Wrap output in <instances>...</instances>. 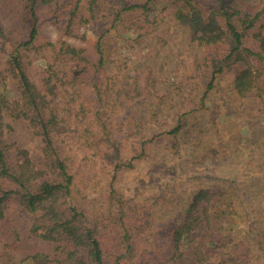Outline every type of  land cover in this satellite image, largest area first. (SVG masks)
I'll use <instances>...</instances> for the list:
<instances>
[{
  "label": "trees",
  "instance_id": "trees-1",
  "mask_svg": "<svg viewBox=\"0 0 264 264\" xmlns=\"http://www.w3.org/2000/svg\"><path fill=\"white\" fill-rule=\"evenodd\" d=\"M163 12L198 52L200 90L177 69L100 90L119 27L138 15L164 42ZM0 17L22 33L0 23V264H264V0H0ZM46 23L59 40L41 42ZM89 27L95 41L62 39Z\"/></svg>",
  "mask_w": 264,
  "mask_h": 264
},
{
  "label": "rangeland",
  "instance_id": "rangeland-1",
  "mask_svg": "<svg viewBox=\"0 0 264 264\" xmlns=\"http://www.w3.org/2000/svg\"><path fill=\"white\" fill-rule=\"evenodd\" d=\"M1 10L8 12V10H4L3 8H1ZM160 10H164L162 6H160ZM47 13V9L42 4V10L40 14H42V16H47ZM159 16L164 18V28H167L169 35L168 38H166V41L164 42L158 40L161 35L160 32L157 31L161 27L157 30L156 25H146L145 28V26L140 23L139 20H137V18L140 19L141 16L137 15L131 18L130 21H126L125 24L127 23V27H125V24H123V27H119L120 36L116 39V41L110 42L105 52V54L108 56L106 64L107 73L102 74L103 70H101L98 73L97 80L94 81L98 85V88L100 90L106 91L107 87L105 83L113 84L114 80H117V82L121 84L127 83L126 87L128 86L132 89L138 87L141 88L142 86H145L144 82H134V77L139 76V78H146L153 74V72H157L158 75L162 76V78L159 81L160 83L156 85L149 83L148 87L153 88L160 87L161 85L166 86L164 85V82L166 80V75L164 71L168 69L178 70L177 76L179 77L178 81L180 82H176L178 83L176 86H178L179 88H183L186 94L188 92H198L200 90V85L196 81V70L192 66V63L194 61V55L198 54L197 50L189 48L187 36L179 26H176V24L172 21V18L167 17L165 12L161 13ZM0 23L1 25H3L4 28L10 30L8 32L10 33V35H13V39H19L22 37L21 26H18L12 23L11 21L7 22L6 18L2 17H0ZM132 28L135 32L138 30L139 34L147 32L148 35H145V37H149H147L146 39L144 37V39L141 38L139 39V41H136V33L132 30ZM86 31V41H81L79 37H66L62 39H65L71 44H88L91 40L95 41L97 37L96 28L93 29V27H89ZM59 39L60 38L58 29H55L54 26H52L50 23H46L43 27V38L41 39V42H55ZM152 44H155L154 48L151 46ZM160 47L162 48V50L159 54L164 55L161 59H159L157 62H153L152 59H147L151 57V54L153 56L154 54H156L157 51L159 52V49L157 48ZM116 50H118V55L115 53ZM35 61L36 62L33 68H46L45 62L39 57L35 58ZM91 87L93 88V90H95L94 86ZM168 89L172 90L174 89V86H168L166 90ZM7 94H10V92ZM65 95V99L61 100V102L63 103L61 105L62 108L67 106L68 103L69 105L72 103L70 95H68L67 93ZM185 96L186 95H184V97ZM84 98L91 100L89 94H85ZM171 101L172 100H170L169 104L174 103ZM142 128L143 126L141 127V129L139 128V130H143ZM19 129H21L22 133H24V131L22 130V126H18V129L14 136L17 137L19 135ZM148 139H150V137H148ZM34 144V140H28L26 146L27 149H29V151H33ZM184 145H186L188 148L189 146H193L192 143ZM127 146L129 147V144H127ZM164 146L165 143L158 144L156 147L153 148V150L150 149L149 151L153 156H155L160 154ZM182 153H184V151ZM129 156L130 155H127V158H129ZM143 166L144 165L142 163H138L135 169L125 170L124 173H120L115 187L118 191L122 192L124 196H129L130 191L128 190V188L132 186V183H134L136 187L137 185H140V189L143 188L142 184H138L140 182V173H143L145 171ZM95 171L97 172V170ZM96 180H98V177L97 179L93 178V183H95ZM82 189H80L78 197H82Z\"/></svg>",
  "mask_w": 264,
  "mask_h": 264
}]
</instances>
